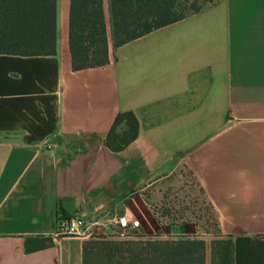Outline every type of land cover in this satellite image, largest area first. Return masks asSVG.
I'll use <instances>...</instances> for the list:
<instances>
[{
    "label": "crops",
    "instance_id": "obj_1",
    "mask_svg": "<svg viewBox=\"0 0 264 264\" xmlns=\"http://www.w3.org/2000/svg\"><path fill=\"white\" fill-rule=\"evenodd\" d=\"M103 7L105 66L73 70L71 0H57V54H0V264H83L92 222L124 212L157 236L145 191L183 166L235 264H264V0H211L117 48ZM122 111L139 134L114 151L105 138ZM76 212L85 233L55 236Z\"/></svg>",
    "mask_w": 264,
    "mask_h": 264
},
{
    "label": "trees",
    "instance_id": "obj_2",
    "mask_svg": "<svg viewBox=\"0 0 264 264\" xmlns=\"http://www.w3.org/2000/svg\"><path fill=\"white\" fill-rule=\"evenodd\" d=\"M211 0H110L114 48L200 11ZM69 44L73 70L102 67L111 61L103 0H71ZM0 54H57V0H0ZM140 121L133 111L119 112L105 144L120 151L134 141ZM214 211V210H213ZM216 217V214H215ZM162 239L93 235L84 242L83 264H235L234 238ZM132 238V237H131Z\"/></svg>",
    "mask_w": 264,
    "mask_h": 264
},
{
    "label": "rangeland",
    "instance_id": "obj_3",
    "mask_svg": "<svg viewBox=\"0 0 264 264\" xmlns=\"http://www.w3.org/2000/svg\"><path fill=\"white\" fill-rule=\"evenodd\" d=\"M145 192L151 205L161 217V223H152L154 229L156 227L162 229L155 237L170 239L193 236L204 239L208 245L207 261L210 262V241L217 237L218 231L215 226L216 217L193 172L183 166L169 177L150 186ZM132 203L135 206V203ZM176 230L180 232L175 233ZM131 235L132 238L127 237V239L138 237L136 233Z\"/></svg>",
    "mask_w": 264,
    "mask_h": 264
},
{
    "label": "built area",
    "instance_id": "obj_4",
    "mask_svg": "<svg viewBox=\"0 0 264 264\" xmlns=\"http://www.w3.org/2000/svg\"><path fill=\"white\" fill-rule=\"evenodd\" d=\"M140 224L138 218L132 213L116 214L112 218H98L92 222L95 226L97 235H108L116 237H128L131 229H135ZM88 221L81 212H76L66 219L57 221L55 236L61 235H80L85 233ZM112 230L109 234L108 230ZM206 235V233H203ZM160 237V236H158ZM162 238V237H161Z\"/></svg>",
    "mask_w": 264,
    "mask_h": 264
}]
</instances>
